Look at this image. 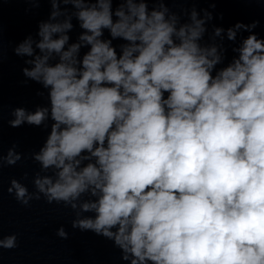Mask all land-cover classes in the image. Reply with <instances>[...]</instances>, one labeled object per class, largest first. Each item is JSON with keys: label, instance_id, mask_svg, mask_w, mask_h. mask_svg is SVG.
Listing matches in <instances>:
<instances>
[{"label": "clouds", "instance_id": "1", "mask_svg": "<svg viewBox=\"0 0 264 264\" xmlns=\"http://www.w3.org/2000/svg\"><path fill=\"white\" fill-rule=\"evenodd\" d=\"M13 2L50 8L9 42L41 102L11 108L7 124L47 134L27 155L0 138V177L22 159L39 166L32 191L25 172L8 194L70 209L72 229L127 264H264L260 21L217 26V0H0V15ZM18 247L0 230V250Z\"/></svg>", "mask_w": 264, "mask_h": 264}, {"label": "water", "instance_id": "2", "mask_svg": "<svg viewBox=\"0 0 264 264\" xmlns=\"http://www.w3.org/2000/svg\"><path fill=\"white\" fill-rule=\"evenodd\" d=\"M173 10L190 8V3H169ZM198 8H208L201 3ZM31 11H26V9ZM50 5L41 3L38 8L23 2L6 3L3 5L0 24L3 28L4 59L0 66V107L3 120L0 138L3 151L13 144L18 145L17 151L27 155L37 150L43 142L46 132L37 127L23 126L10 128L7 124L11 108L26 106L32 108L40 103L35 96L39 85L29 81L27 85L21 82L25 79L21 73L24 66L21 58L15 56L9 42L15 46L30 32L36 30L37 22L45 19ZM220 14L223 19H219ZM213 23L217 26L229 27L238 21L250 23L259 20L260 25L255 30L264 37V0L261 3H245L242 0H217ZM75 39V33L72 34ZM244 35H247L245 33ZM232 53L229 49L228 56ZM39 166L30 158L22 159L15 166L5 167L0 183V230L3 235L18 234L19 247L13 250H0V264H127L120 259V250L114 248L112 242L98 237L91 232H80L72 229L71 221L74 213L62 205L47 204L43 199L32 201L29 207L19 204L7 192L11 178L21 179L25 172L29 179L22 181L32 191L31 178ZM60 226L68 232V238L62 239L56 235Z\"/></svg>", "mask_w": 264, "mask_h": 264}]
</instances>
